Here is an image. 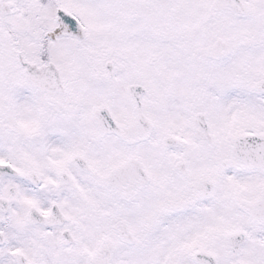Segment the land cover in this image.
Returning a JSON list of instances; mask_svg holds the SVG:
<instances>
[{
    "label": "snow or ice",
    "instance_id": "snow-or-ice-1",
    "mask_svg": "<svg viewBox=\"0 0 264 264\" xmlns=\"http://www.w3.org/2000/svg\"><path fill=\"white\" fill-rule=\"evenodd\" d=\"M0 264H264V0H0Z\"/></svg>",
    "mask_w": 264,
    "mask_h": 264
}]
</instances>
